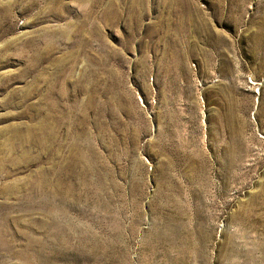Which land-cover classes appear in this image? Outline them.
Returning a JSON list of instances; mask_svg holds the SVG:
<instances>
[{"label":"rangeland","instance_id":"1","mask_svg":"<svg viewBox=\"0 0 264 264\" xmlns=\"http://www.w3.org/2000/svg\"><path fill=\"white\" fill-rule=\"evenodd\" d=\"M0 242L264 264V0H0Z\"/></svg>","mask_w":264,"mask_h":264},{"label":"bare ground","instance_id":"2","mask_svg":"<svg viewBox=\"0 0 264 264\" xmlns=\"http://www.w3.org/2000/svg\"><path fill=\"white\" fill-rule=\"evenodd\" d=\"M50 207H51V206H50ZM47 208H48V207H47ZM45 211H46V210H45ZM52 211H53V210H52ZM55 211H56V210H55ZM55 211H53V212H55ZM56 215H57V214H56ZM59 215H60V214H59ZM48 217H49V216H48ZM52 218H53V217H52ZM55 218H56V216H55ZM49 219H50V218H49ZM55 220H56V219H55ZM48 221H49V220H48ZM64 221H65V220H64ZM51 223H52V221H51ZM42 224H43V222H42ZM42 224H41V225H42ZM45 224H46V223H45ZM52 224H53V223H52ZM52 224H51V225H52ZM57 224H58V223H56V225H57ZM41 225H39V226H41ZM53 225H54V224H53ZM58 227H60V226H58ZM62 227H63V226H62ZM19 230H20V228H19ZM57 230H58V229H57ZM60 230H61V229H60ZM17 231H18V230H17ZM61 231H62V230H61ZM68 232H69V230H68ZM33 233H34V232H33ZM62 233H63V231H62ZM19 234H21V233H18V235H19ZM26 234H27V233H26ZM24 235H25V234H24ZM31 235H32V234H31ZM58 236H60V235H58ZM29 237H30V236H29ZM29 237H28V238H29ZM65 237H66V236H65ZM63 238H64V237H63ZM60 239H61V237H60ZM64 239H66V238H64ZM26 240H27V239H26ZM33 240H34V239H33ZM56 240H57V239H56ZM58 240H59V239H58ZM58 240H57V241H58ZM62 240H63V239H62ZM7 241H8V240H7ZM30 241H31V240H30ZM64 241H65V240H64ZM8 242H9V241H8ZM33 242H34V241H33ZM35 242H36V241H35ZM0 243H1V242H0ZM25 243H26V241H25ZM29 243H30V242H29ZM7 244H8V243H7ZM21 244H23V243H21ZM33 244L35 245V243H33ZM1 245H2V244H1ZM1 245H0V246H1ZM38 245H39V244H38ZM40 246H41V245H40ZM3 247H4V246H3ZM10 247H11V246H10ZM11 248H12V247H11ZM11 248H10V249H11ZM27 248H28V247H27ZM29 248H31V247H29ZM24 249H25V248H24ZM35 249H37V248H35ZM20 250H21V249H20ZM25 250H26V249H25ZM25 250H24V251H25ZM28 250H29V249H28ZM5 251H6V250H5ZM13 251H14V250H13ZM24 253H25V252H24ZM28 253H29V252H28ZM30 253H31V252H30ZM30 253H29V254H30ZM18 254H19V253H18ZM21 254H22V253H21ZM25 254H26V253H25ZM33 254H34V253H33ZM23 255H24V254H23ZM18 256H19V255H18ZM21 256H22V255H21ZM26 257H28V256H26ZM31 257H32V256H31ZM30 259H31V258H30ZM31 260H32V259H31ZM28 264H29V263H28Z\"/></svg>","mask_w":264,"mask_h":264}]
</instances>
